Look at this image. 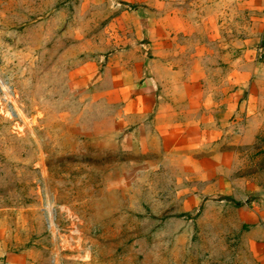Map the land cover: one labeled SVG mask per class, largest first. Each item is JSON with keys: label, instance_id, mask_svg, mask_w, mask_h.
<instances>
[{"label": "rangeland", "instance_id": "1", "mask_svg": "<svg viewBox=\"0 0 264 264\" xmlns=\"http://www.w3.org/2000/svg\"><path fill=\"white\" fill-rule=\"evenodd\" d=\"M185 10L179 84L219 91L259 29L245 9ZM112 21L79 0H0V264H259L243 212L264 211V52L212 148L227 183L205 192L88 89L118 48Z\"/></svg>", "mask_w": 264, "mask_h": 264}, {"label": "crops", "instance_id": "2", "mask_svg": "<svg viewBox=\"0 0 264 264\" xmlns=\"http://www.w3.org/2000/svg\"><path fill=\"white\" fill-rule=\"evenodd\" d=\"M79 2L80 9L85 11L102 9L112 14L119 42L118 48L103 56L99 67H93L87 77L92 94L104 95L106 100L119 105L124 120L145 130L162 151L173 157L181 175L208 183L205 192L226 184V176H219L226 174L212 148L245 108L242 99L255 76L260 55L257 51L264 52V0ZM185 9H245L259 29L255 52L243 53L239 69L227 74L219 91L179 84L187 50L185 35L195 24L187 18ZM166 92L173 97L170 103L165 100ZM181 94L187 95V110ZM243 214L245 222L252 225V252L259 264H264V211L244 210Z\"/></svg>", "mask_w": 264, "mask_h": 264}]
</instances>
